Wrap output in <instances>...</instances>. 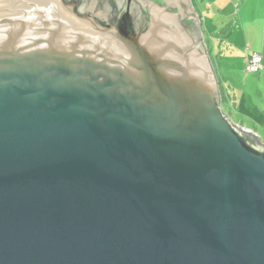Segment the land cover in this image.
<instances>
[{"label": "water", "instance_id": "95a60500", "mask_svg": "<svg viewBox=\"0 0 264 264\" xmlns=\"http://www.w3.org/2000/svg\"><path fill=\"white\" fill-rule=\"evenodd\" d=\"M200 30L191 0H0V264H264V143Z\"/></svg>", "mask_w": 264, "mask_h": 264}, {"label": "crops", "instance_id": "0c3cea01", "mask_svg": "<svg viewBox=\"0 0 264 264\" xmlns=\"http://www.w3.org/2000/svg\"><path fill=\"white\" fill-rule=\"evenodd\" d=\"M192 1L215 60L223 111L233 124L264 142V0ZM252 54L261 56L262 69L248 75L244 65Z\"/></svg>", "mask_w": 264, "mask_h": 264}, {"label": "built area", "instance_id": "2783aa9c", "mask_svg": "<svg viewBox=\"0 0 264 264\" xmlns=\"http://www.w3.org/2000/svg\"><path fill=\"white\" fill-rule=\"evenodd\" d=\"M262 69V58L259 54H252L248 56L245 65L244 71L248 75L256 74Z\"/></svg>", "mask_w": 264, "mask_h": 264}, {"label": "rangeland", "instance_id": "374dc122", "mask_svg": "<svg viewBox=\"0 0 264 264\" xmlns=\"http://www.w3.org/2000/svg\"><path fill=\"white\" fill-rule=\"evenodd\" d=\"M200 23H201V26H202L203 21H200ZM203 31H204V29L201 27L200 32H201V35H202V39H203V41H204V44L207 46V42H206V40L204 39V36H203ZM210 54H211V50L209 49V50H208V57H209V59H210V62H211V64H212V67H213L214 70L216 71V67L214 66V62H213V61H215V60H214L213 57L210 56ZM232 86H233V84H232ZM237 92H240V90L237 91ZM241 119H242V121H243V123H244L245 125L248 124L247 120H246L244 117L241 118ZM258 137L260 138L261 141L263 140V137H262V136L258 135ZM262 142H263V141H262ZM263 143H264V142H263Z\"/></svg>", "mask_w": 264, "mask_h": 264}, {"label": "trees", "instance_id": "16d2710c", "mask_svg": "<svg viewBox=\"0 0 264 264\" xmlns=\"http://www.w3.org/2000/svg\"><path fill=\"white\" fill-rule=\"evenodd\" d=\"M192 1V0H191ZM194 1H192V3H193ZM219 91H220V89H219ZM220 98H221V103H223V98L221 97V91H220Z\"/></svg>", "mask_w": 264, "mask_h": 264}]
</instances>
